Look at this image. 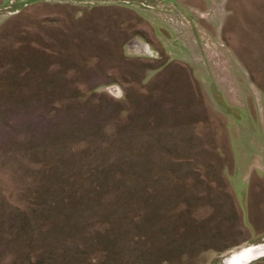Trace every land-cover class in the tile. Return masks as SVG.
<instances>
[{"label": "rangeland", "instance_id": "374dc122", "mask_svg": "<svg viewBox=\"0 0 264 264\" xmlns=\"http://www.w3.org/2000/svg\"><path fill=\"white\" fill-rule=\"evenodd\" d=\"M0 264H264V0H0Z\"/></svg>", "mask_w": 264, "mask_h": 264}, {"label": "bare ground", "instance_id": "6f19581e", "mask_svg": "<svg viewBox=\"0 0 264 264\" xmlns=\"http://www.w3.org/2000/svg\"><path fill=\"white\" fill-rule=\"evenodd\" d=\"M246 251H243V254L245 253ZM258 254V253H257ZM256 254V252L255 253H252V254H250V256H252V258H249V260L251 259V260H253V258H254V255H257ZM249 255V254H248ZM247 262H248V260H247Z\"/></svg>", "mask_w": 264, "mask_h": 264}]
</instances>
